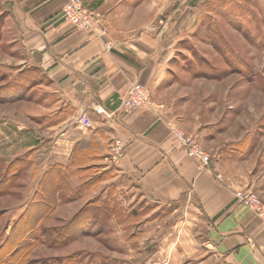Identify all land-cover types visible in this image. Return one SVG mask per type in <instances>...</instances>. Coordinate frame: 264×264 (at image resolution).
Instances as JSON below:
<instances>
[{"label":"crops","instance_id":"1","mask_svg":"<svg viewBox=\"0 0 264 264\" xmlns=\"http://www.w3.org/2000/svg\"><path fill=\"white\" fill-rule=\"evenodd\" d=\"M84 1L103 16L105 38L63 20L68 0H1L18 30L14 70L22 80L13 85L22 82L26 91L23 125L39 127L29 137L42 172L61 169L62 189L102 188L111 222L136 216L141 225L129 237L141 238L136 249L145 264H264V223L234 196L244 189L264 200V133L247 129L211 140L200 129L199 142L211 155L203 166L176 147L174 113L153 92L173 43L176 0ZM136 80L150 87L153 105L127 111L122 99ZM117 139L125 146L115 161ZM116 190L118 198L110 195ZM141 201L154 208L128 209ZM81 202L60 201L54 212L69 205L72 215Z\"/></svg>","mask_w":264,"mask_h":264},{"label":"rangeland","instance_id":"2","mask_svg":"<svg viewBox=\"0 0 264 264\" xmlns=\"http://www.w3.org/2000/svg\"><path fill=\"white\" fill-rule=\"evenodd\" d=\"M175 11L173 43L153 92L173 111L176 125L182 130L187 125L198 141L200 129L211 140L247 129L264 133V0H176ZM15 23L0 0V264L11 249L13 264H145L136 249L141 238L129 237L141 224L136 216L126 222L123 215L122 223L108 220L102 188L62 189L61 169L51 166L48 176L56 179L57 172L61 178L57 200L52 204L42 197L48 172H42L29 137L39 127L23 125L26 91L22 82L12 86L22 80L14 70ZM11 88L17 89L14 96L6 92ZM39 194L42 202L34 203ZM110 195L118 198V191ZM77 199L84 204L74 214L69 205L55 214L60 201ZM132 206L128 209L136 214L154 208L144 201ZM62 214L70 216L61 219Z\"/></svg>","mask_w":264,"mask_h":264},{"label":"built area","instance_id":"3","mask_svg":"<svg viewBox=\"0 0 264 264\" xmlns=\"http://www.w3.org/2000/svg\"><path fill=\"white\" fill-rule=\"evenodd\" d=\"M62 18L64 21L71 23L76 29L94 33L100 38H105L108 34L103 16L91 10L84 0H68L62 10ZM149 29L154 30L155 27L151 25ZM106 46L110 48L112 44L106 41ZM122 104L127 111L151 107L153 105L151 90L137 80L132 81L122 99ZM81 122L84 126L91 125V121L87 117H83ZM171 129L176 139L175 145L177 148L196 158L201 165H209L211 156L200 145L195 136L185 133L174 123ZM124 146L121 140L117 139L115 141L112 147L113 160L118 161L123 157ZM234 196L241 205L254 211L264 223V200L256 192L237 189L234 192Z\"/></svg>","mask_w":264,"mask_h":264},{"label":"trees","instance_id":"4","mask_svg":"<svg viewBox=\"0 0 264 264\" xmlns=\"http://www.w3.org/2000/svg\"><path fill=\"white\" fill-rule=\"evenodd\" d=\"M12 86H15V85H12ZM6 92H8L10 96H14L16 94V92H17V89L16 88H11V89H8V91H6ZM1 98H3V97H1ZM49 174L50 173L48 172L47 176L44 177L43 182H42L43 183V188H45V192L47 191V192H49V194L44 192L45 195H42V197H44V199H48V201H51L49 203H52V204L54 203L55 204V202H56L55 200H57L56 193H57V191L59 189L57 182L61 178L59 176V173H57V172H56V175H57L56 179L53 178L54 177L53 175H52V177L48 176ZM62 181H63V178H62ZM41 189H42V185H41ZM50 191H51V196H50ZM39 199H41L40 194L35 199L34 203L39 202L40 201ZM40 202H42V200ZM43 202H44V200H43ZM2 248H3V246L0 247V250ZM15 252L16 251L14 249H11V250H9V252H7V254L5 253L4 257L1 259L2 264H13L14 261L10 262L9 260H14V254H16Z\"/></svg>","mask_w":264,"mask_h":264}]
</instances>
